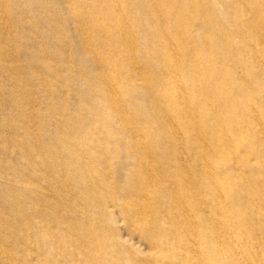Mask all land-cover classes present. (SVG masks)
<instances>
[{
  "label": "bare ground",
  "instance_id": "bare-ground-1",
  "mask_svg": "<svg viewBox=\"0 0 264 264\" xmlns=\"http://www.w3.org/2000/svg\"><path fill=\"white\" fill-rule=\"evenodd\" d=\"M0 264H264V0H0Z\"/></svg>",
  "mask_w": 264,
  "mask_h": 264
},
{
  "label": "rangeland",
  "instance_id": "rangeland-1",
  "mask_svg": "<svg viewBox=\"0 0 264 264\" xmlns=\"http://www.w3.org/2000/svg\"><path fill=\"white\" fill-rule=\"evenodd\" d=\"M104 5V3H102V5H100V6H103ZM198 9L199 8H196V10L198 11ZM169 12H171V11H169ZM65 31V34L67 33V31L66 30H64ZM67 37V36H66ZM61 45H63V43L61 44ZM60 45V47L63 49V54H67V51H68V48L67 47H65V46H61ZM18 53V51L17 50H15V54H17ZM65 92V89H62L61 91H58V93L57 94H59V98L61 97V99L63 100L62 102H64V99L62 98V97H64L65 95L63 94ZM129 93V92H128ZM49 95V94H48ZM47 95V96H48ZM125 96H127V97H130V98H132L134 95L132 94V93H130V94H128V95H125ZM26 97H29L28 95H26ZM57 96H55L54 94H52V93H50V99L52 100V102H51V104H55L56 102H58V100H61V99H59V98H56ZM67 100L65 101V102H67V101H69V103L71 102V100H70V96H69V94L65 97ZM91 106H93L92 104H90ZM50 107V106H49ZM49 107H43V106H41V110H43V109H48V110H50V108ZM61 127H62V134H65L66 135V133H68V130L66 129V124H65V122H62L61 123V125H60ZM72 131L70 130L69 131V133H71ZM7 150H8V152H16L17 151V147H16V143L14 144V145H10V146H7Z\"/></svg>",
  "mask_w": 264,
  "mask_h": 264
}]
</instances>
